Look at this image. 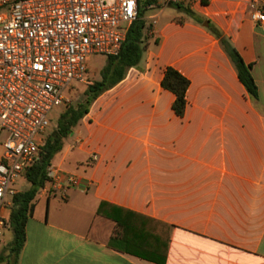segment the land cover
Segmentation results:
<instances>
[{"label":"crops","instance_id":"0c3cea01","mask_svg":"<svg viewBox=\"0 0 264 264\" xmlns=\"http://www.w3.org/2000/svg\"><path fill=\"white\" fill-rule=\"evenodd\" d=\"M207 1L162 28L145 17L155 27L142 62L53 161L79 185L49 184L45 215L39 194L17 264H161L131 251L165 253L164 264H264V23L245 0ZM213 29L252 67L258 100ZM169 67L191 82L183 117L162 87Z\"/></svg>","mask_w":264,"mask_h":264},{"label":"built area","instance_id":"2783aa9c","mask_svg":"<svg viewBox=\"0 0 264 264\" xmlns=\"http://www.w3.org/2000/svg\"><path fill=\"white\" fill-rule=\"evenodd\" d=\"M162 1L193 9L204 0ZM245 1L250 19L264 23V0ZM141 6V0H0V238L10 229V187L38 161L51 112L74 83H88L92 56L120 54ZM48 176L53 186L80 183L53 166Z\"/></svg>","mask_w":264,"mask_h":264},{"label":"trees","instance_id":"16d2710c","mask_svg":"<svg viewBox=\"0 0 264 264\" xmlns=\"http://www.w3.org/2000/svg\"><path fill=\"white\" fill-rule=\"evenodd\" d=\"M159 0H141L142 6L139 19L131 26L127 34V40L118 56L109 57L103 70L101 79L94 82L85 92V100L76 106L70 107L59 119L57 128L41 146L38 161L28 168L24 178L30 183L29 190L15 193L12 200V208L9 216V227L13 233V242L9 245L6 256L0 254V263L17 264L18 258L27 242V224L33 217L36 200L39 194L50 184L48 169L52 166L54 159L63 151L66 140L73 134L81 121L89 114L92 105L106 92L119 85L126 78L128 72L140 65L144 53L147 50V32L152 31V26L146 21L148 6L158 4ZM207 0L203 4H207ZM183 9L188 15L193 16L192 11L183 6H176ZM213 34L220 40L223 48L235 64L239 79L245 86L253 100L259 99V90L251 72V66L247 65L237 49L230 40L224 37L218 30L213 29ZM191 82L176 69L169 67L165 72L162 87L173 93L176 100L173 104L174 113L183 117L187 110V92ZM104 203L100 206L99 215H105ZM120 226L124 225L117 221ZM139 254L151 261L164 264L167 254L155 252L156 257L140 252Z\"/></svg>","mask_w":264,"mask_h":264},{"label":"rangeland","instance_id":"374dc122","mask_svg":"<svg viewBox=\"0 0 264 264\" xmlns=\"http://www.w3.org/2000/svg\"><path fill=\"white\" fill-rule=\"evenodd\" d=\"M161 3L159 5L156 4L155 9H148L146 12V18L158 14V18L156 19L157 25L159 28H162L164 24L168 21L173 20L177 15L179 14H186V12L183 9H179L176 6H163V1L159 0ZM149 25L152 26V30L154 29V21L155 19H146ZM153 37V32L149 31L147 32V38L148 40ZM147 40V41H148ZM107 57L102 56V55H94L91 57L90 60V69H89V76H88V83L86 84H77L74 83L71 88H69L65 95V101L63 105L60 107L55 108L49 117L50 120V125L47 128L46 132L42 134L39 137V141H42V144H45V141L47 138L52 134V132L57 128L58 121L60 117L72 106H76L78 103H81L85 100V92L88 89L89 86H91L94 82L99 81L101 79V71L105 67L107 63ZM131 71V70H130ZM129 71V72H130ZM129 72L127 76L129 75ZM126 76V78H127ZM125 78V79H126ZM125 79L123 81H125ZM115 88V87H114ZM93 106V105H92ZM92 108V107H91ZM90 108V110H91ZM66 152V149L64 152L58 155V157L55 159V164H60L61 160L63 159V156ZM70 164H72L70 166ZM53 165V164H52ZM66 166L68 168L73 166V163H70V161L67 159ZM48 187V185H47ZM11 190L14 191V193L18 192H23L26 190H29L31 188V185L29 182L26 181L24 178V175L22 178H20L16 183L11 185ZM12 200L13 196L9 195L7 197V201L11 203V208H12ZM45 193L42 192L41 195L38 197V202H37V209L36 212L37 214H46V202H45ZM13 242V233L10 229L5 230V233L3 236L0 238V251L4 253L6 256L9 254L8 249L9 245Z\"/></svg>","mask_w":264,"mask_h":264},{"label":"water","instance_id":"95a60500","mask_svg":"<svg viewBox=\"0 0 264 264\" xmlns=\"http://www.w3.org/2000/svg\"><path fill=\"white\" fill-rule=\"evenodd\" d=\"M207 26H208V24H207Z\"/></svg>","mask_w":264,"mask_h":264}]
</instances>
